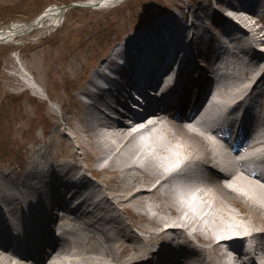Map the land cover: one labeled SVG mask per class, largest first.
<instances>
[{
  "label": "bare ground",
  "instance_id": "obj_1",
  "mask_svg": "<svg viewBox=\"0 0 264 264\" xmlns=\"http://www.w3.org/2000/svg\"><path fill=\"white\" fill-rule=\"evenodd\" d=\"M121 1L91 0L88 5L94 8L98 3L99 9H104ZM245 1L218 0L220 11L208 17L212 20L211 30L201 26L200 21L208 13L197 16L198 10L191 7L186 12V5L180 4L175 14L165 13L151 20L146 25L148 28L139 30L136 39L134 34L124 35L116 48L98 62L94 71L96 80L101 76L102 67L108 66L117 73L123 69L118 66V60L115 61L117 55L129 61L128 68L123 71L126 78L115 86L116 94L128 96L127 89L130 85L137 86L140 80V66L149 64L141 78L151 83L166 65L167 53L175 52L184 36L189 38L191 43L187 48L194 53V58L187 50L188 57L181 63L177 88L164 103L170 106L171 112L183 117L189 109H197L191 120L179 121L173 118V113H167L156 104L142 114L127 107L125 112L116 114V118H97L95 111L99 107L83 102L77 93L71 92L76 87L73 75L66 69L61 73L63 70L48 68L50 82L55 83L60 96L67 93L71 104L65 107L61 99L58 118L53 113L47 115V122L57 125L56 132L51 136V131L45 129L44 136L37 140L41 147L27 154L23 175L16 174L17 171H0V208L3 211H0V264H14L11 259L14 248L30 254L40 264H158L159 261L160 264H178L166 251L169 232L172 233L170 242L177 245L172 249L179 250L180 258L186 262L193 258L191 264H218L220 242L215 238L223 234L241 231L244 237L257 240L261 245L264 243V232H253L255 227L264 228V184L248 177L210 127L213 121L225 119L239 105L250 109L264 95V42L258 45L262 27H258L254 16L260 8L264 10V0H255L244 13L240 6ZM205 4L209 6L208 0ZM64 15L65 10L51 8L30 24L19 22L0 28V42L18 45L19 36L35 31L39 35L49 32L62 25ZM226 23L231 29L224 27ZM228 48L233 50L232 58L227 56L225 60L221 54L227 53ZM211 53L214 55L210 56ZM88 59L87 54H76L70 64L82 65ZM17 63L20 73L23 66ZM189 65L193 72L186 71ZM216 70L220 72L213 75ZM21 76H17L16 81L34 91L37 98L43 90L36 79L26 73ZM38 76L42 74L38 72ZM216 78L219 80L211 97L202 103L201 89ZM49 80L46 79V83ZM60 85L68 87L66 92ZM116 88L119 89L116 91ZM86 94L96 101L102 99L90 94V90ZM30 98L32 103L36 102V98ZM145 114L150 116L146 118ZM60 119L62 124L58 122ZM200 131L206 135L200 137ZM143 135L146 137L142 139ZM208 143L225 157H220L216 164L219 178L200 181L199 191L189 182L180 184L179 177L188 168L204 162L202 154H208ZM263 143L264 134L257 144ZM87 172L97 177L95 184L85 181L83 174ZM72 175H77V179ZM68 189L77 205L69 200L70 194H64ZM16 191L25 194L30 202L18 227L25 233L24 239L12 238L8 221L3 218L6 213L11 216L12 211L23 204L14 196ZM34 192L36 198L31 199ZM217 200L225 202L226 211ZM52 202L64 212L55 236H63L67 226L66 232L73 237L71 244L51 237L55 228L51 226L52 219L44 215ZM85 208V213H81ZM32 212L34 216H29ZM139 214L148 221L137 222ZM172 219L176 221V229L167 227ZM135 228L141 234L135 233ZM44 245L54 250L49 257L46 250L43 255ZM256 249L264 260V250Z\"/></svg>",
  "mask_w": 264,
  "mask_h": 264
},
{
  "label": "rangeland",
  "instance_id": "obj_2",
  "mask_svg": "<svg viewBox=\"0 0 264 264\" xmlns=\"http://www.w3.org/2000/svg\"><path fill=\"white\" fill-rule=\"evenodd\" d=\"M89 1L91 0H0V27L19 22L28 24L51 6L61 7L72 2ZM195 1L198 0H123L104 9L75 7L65 13L62 26L52 32L39 35L40 33L35 31L30 35L19 36V46L12 43L0 44V171H17L16 174L21 175L22 169L26 167L28 152L35 149L37 140L44 136L45 129L51 131V136L56 132L57 125L49 124L47 115L53 113L58 118L61 99L64 100L65 107L71 104L67 93L60 96L55 83L52 85L50 82L47 76L48 68L63 70L61 73L65 69L68 70L73 75V85L76 86L71 92L76 94L94 73L100 59L111 52L120 38L127 33L135 34L144 29L151 20L159 18L160 15H169V11L175 13L178 5H186V12H189L191 7L194 10H198V7L203 9L195 15L208 13V16L202 19L206 21L205 25L212 26L208 17L213 12L220 11L221 6L217 5V0H208L209 6L205 4L207 0H200L199 3L203 7L206 5L204 8L194 3ZM259 16L257 13L255 17L259 23L258 27H262L259 33L261 42H258V45L264 42V19L259 20L262 17ZM76 54H87L89 59L85 64L72 65L71 59ZM18 61L23 66L20 73ZM38 72L42 74L41 77ZM23 73L36 79L41 86L43 91L37 98L34 91L16 81L17 76L22 77ZM55 76L57 79L60 77L57 73ZM46 79L49 80L48 83ZM60 89L66 92L68 87L60 85ZM30 96L36 98V102L32 103ZM23 115L25 117L22 122ZM58 122L62 124L61 119ZM145 137L143 135L141 138ZM93 181H97V177ZM218 204L226 211L225 202L221 200ZM136 220L148 221L147 217L140 214L136 215ZM259 229L255 227L253 232ZM217 239L219 238L216 237L215 240Z\"/></svg>",
  "mask_w": 264,
  "mask_h": 264
},
{
  "label": "water",
  "instance_id": "obj_3",
  "mask_svg": "<svg viewBox=\"0 0 264 264\" xmlns=\"http://www.w3.org/2000/svg\"><path fill=\"white\" fill-rule=\"evenodd\" d=\"M74 6H76V7H83V6H86V4H85V3H83V4H81V3H72L71 5L66 6V7L64 8V10L66 11V9H68V8H72V7H74Z\"/></svg>",
  "mask_w": 264,
  "mask_h": 264
}]
</instances>
